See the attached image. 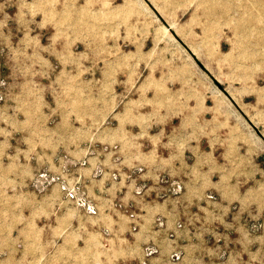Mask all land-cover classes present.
Listing matches in <instances>:
<instances>
[{"label":"crops","instance_id":"1","mask_svg":"<svg viewBox=\"0 0 264 264\" xmlns=\"http://www.w3.org/2000/svg\"><path fill=\"white\" fill-rule=\"evenodd\" d=\"M132 2L120 0L118 8ZM8 17L0 0L1 36ZM215 55L198 62L204 73L187 58L146 61L140 79L119 70L118 81L109 85L114 91L99 95L93 112L104 116L100 131L110 139L67 145L59 125L49 129L45 143L39 125L33 143L15 137L23 129L15 127L22 123L11 111L22 97L3 88L15 77L0 70L4 176L14 168L12 176L27 185L23 175L35 155L29 184H36L35 193L48 207L39 210L61 214L47 220L54 225L76 227L73 233L83 235L72 243L93 252L101 264H264V145L251 132L264 129V94L246 92L250 81L234 93L227 79L226 92L217 89L212 77L228 65ZM14 82L21 87L37 78ZM50 106V119L62 114V108ZM43 165L52 172L47 181ZM54 239L46 236L47 243Z\"/></svg>","mask_w":264,"mask_h":264},{"label":"rangeland","instance_id":"2","mask_svg":"<svg viewBox=\"0 0 264 264\" xmlns=\"http://www.w3.org/2000/svg\"><path fill=\"white\" fill-rule=\"evenodd\" d=\"M133 1L121 9L120 0H5L9 17L0 35V70L15 77L3 88L21 93L20 106L11 111L22 123L15 125L23 129L15 135L18 140L25 136L33 143L35 125L44 128V143L49 129L58 125L68 139L64 145L110 139L100 131L104 116L93 114L98 111L97 98L114 91L109 85L118 81L119 70L142 78L149 60L187 58L203 72L198 62L206 63L207 55L216 52L215 59H225L228 65L212 77L222 85L212 80L217 89L226 92L227 79L236 86L234 91L228 88L234 93L250 81L246 92L264 94V0ZM6 47H41V51L10 52ZM22 77H36L37 83L20 87L14 81ZM250 100L252 115L255 94ZM50 105L62 108V114L50 119ZM256 130L251 127L264 145ZM35 157L31 154L27 161L32 164L23 175L27 185L18 174L12 176L14 168L4 176L6 165L0 164V264H101L93 252L72 243L83 235L73 233L76 227L54 225L47 220L61 214L39 210V205L48 207L46 199L35 193L36 184H29ZM43 169L42 179L47 181L52 172L48 165ZM46 236L56 239L47 243Z\"/></svg>","mask_w":264,"mask_h":264},{"label":"water","instance_id":"3","mask_svg":"<svg viewBox=\"0 0 264 264\" xmlns=\"http://www.w3.org/2000/svg\"><path fill=\"white\" fill-rule=\"evenodd\" d=\"M186 46V45H185ZM187 47V46H186ZM188 48V47H187ZM215 83L218 85V87H220V88H222V85L218 82V81H216L215 80ZM258 132V134L261 136V137H263V135L261 134V132L260 131H257Z\"/></svg>","mask_w":264,"mask_h":264}]
</instances>
